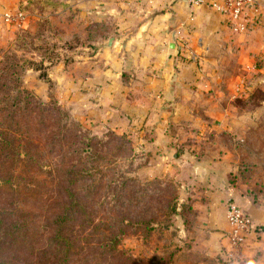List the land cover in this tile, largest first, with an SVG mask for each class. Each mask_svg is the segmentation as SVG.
<instances>
[{
  "label": "crops",
  "instance_id": "crops-1",
  "mask_svg": "<svg viewBox=\"0 0 264 264\" xmlns=\"http://www.w3.org/2000/svg\"><path fill=\"white\" fill-rule=\"evenodd\" d=\"M256 1L237 34L191 0H80V14L109 23L110 34L91 55L56 68L62 98L81 120L129 135L151 166L186 181L211 257L227 245L229 203L252 221L243 258L264 253V210L238 176L243 156L255 155L252 142L264 140V0Z\"/></svg>",
  "mask_w": 264,
  "mask_h": 264
},
{
  "label": "trees",
  "instance_id": "trees-1",
  "mask_svg": "<svg viewBox=\"0 0 264 264\" xmlns=\"http://www.w3.org/2000/svg\"><path fill=\"white\" fill-rule=\"evenodd\" d=\"M38 1L25 0L18 10L28 14L32 6L40 3ZM20 32L27 34L26 30ZM21 62L26 68L28 61ZM18 105L24 109L29 107L27 100H21ZM56 106L59 108L58 103ZM67 114L63 110V117ZM41 127V132L45 133L42 124ZM60 127L62 131L50 140L47 153L39 155L31 152H35L43 141L35 138V143L29 139L34 138L31 127L16 128L24 131L14 136L0 124V264H134L130 256L117 251L120 238L129 230L149 236L160 230L165 232L172 226H166L163 218L157 221V216L165 217L166 213L146 216L148 212L143 202L138 214L119 206L121 217L106 215L113 208L117 211L115 206L129 194L132 183L139 184L129 168L111 171L116 163L115 156L123 151L121 146L111 144L115 140L125 143L128 157L132 156L130 163L138 155L136 150L141 151L147 165L150 154L143 146L133 147V139L128 135L115 136L107 131L98 136L69 118ZM25 137L28 139L21 143ZM256 157V154H250L247 158ZM50 158L56 159L54 164ZM245 164L238 174L241 180L248 179L247 175L253 178L256 170V163ZM29 173L31 176L47 175L50 184L40 182L36 177H26ZM104 177H108L104 190L108 199L100 201L103 191L99 186L100 178ZM171 179L175 182L171 212L186 229L197 231L196 220L201 211L197 199L192 198L177 176ZM249 190L247 188L246 192L255 204ZM145 193L143 189L142 198ZM118 195L122 196L118 198ZM27 205L34 210L25 211ZM170 236L177 237L176 234Z\"/></svg>",
  "mask_w": 264,
  "mask_h": 264
},
{
  "label": "rangeland",
  "instance_id": "rangeland-1",
  "mask_svg": "<svg viewBox=\"0 0 264 264\" xmlns=\"http://www.w3.org/2000/svg\"><path fill=\"white\" fill-rule=\"evenodd\" d=\"M21 1L25 2V0ZM78 1L80 0H40L38 5L30 8L28 14L23 12L27 20L25 27L20 29L8 27L1 21V14L5 11L18 10L14 6L15 0H0V124L2 123L3 127L7 131H11L14 136L24 131H17L16 128L21 130L25 126L31 127L34 138L29 139L35 143L36 139L43 141L35 152H31L33 154L44 155L47 153L50 140L59 135L62 131L60 126L67 118L71 122L83 125L98 136L105 133L96 131L93 124L90 127L87 120H81L77 110L78 105L74 106V104H67L64 101L56 81L58 76L56 73H61L56 72L57 67H60V71H62V66H68L69 63L74 62L78 55H91L94 50L103 47L101 39H106L110 34L109 23L94 22L91 17L87 18L80 14L75 8ZM101 1L106 2L105 0ZM20 30H26L27 34H22ZM23 60L28 61L26 64L28 68L22 66L21 61ZM1 84L3 85L1 86ZM259 98L261 95L256 96L255 105ZM21 100H27L29 107L24 109L22 105L19 106L18 103ZM63 110L68 113L66 117H63ZM41 124L47 133L41 132ZM108 131L114 133L115 136L127 135H120L112 130ZM261 133L264 134V130ZM26 139L28 137L21 139V143ZM120 143L122 142L115 140L111 144L113 147L121 146L123 149L120 154L115 156L114 162L116 163L111 171L114 169L126 171L129 168L139 184L132 183L128 189L129 194L121 198L123 205L119 200L115 207L123 206L128 212H131L132 209L134 213L138 214L141 208L140 204L143 202L148 212L146 216L166 213L165 217L157 216V221H161L163 218L166 221L165 225L172 227L168 230L165 229V232L161 230L159 233L153 232L149 236H144L136 230H129L126 235L120 238L117 251L130 256L134 264H264V253L262 254L263 251L260 250L257 251L258 254L253 259H244L241 256L236 261L228 262L220 254L217 257H211L208 254L210 249L202 233L189 227L186 229L181 225L180 219L171 212L175 196V182L171 178L176 175L157 165L151 166V158H148L150 161L148 165L144 164L142 153L139 150H136L138 155L130 163L132 156L128 157V146L126 147L125 143ZM131 144L135 148L143 146L137 140H132ZM252 144L256 146L253 152L257 157L243 156L242 159L246 164L256 163V170L253 173V178L247 175L251 182L248 183V179L241 181L246 190L250 189L249 194L254 197L255 204L264 210V140L255 141ZM27 148L30 149L29 146ZM55 160L50 158L51 164H54ZM25 176L36 177L40 182L44 181L45 184H50L49 178L45 174L31 176L29 173ZM178 178L182 182V178ZM107 180L108 177L100 178L99 186L103 190L100 194V201L108 199L107 195H104ZM185 184H187L186 181ZM260 186L261 188H259ZM143 189L146 193L142 198ZM120 196L122 195H118V198ZM24 210L32 212L34 209L27 205L24 206ZM106 215L121 217L122 209L117 208L116 211L113 208ZM198 220L199 217L196 220L199 224ZM171 234H176L177 237L170 236L169 238ZM175 248L178 251L175 252Z\"/></svg>",
  "mask_w": 264,
  "mask_h": 264
},
{
  "label": "built area",
  "instance_id": "built-area-1",
  "mask_svg": "<svg viewBox=\"0 0 264 264\" xmlns=\"http://www.w3.org/2000/svg\"><path fill=\"white\" fill-rule=\"evenodd\" d=\"M107 2L113 0H105ZM256 0H222L221 2L208 0H191L192 5H208L218 13L231 27L232 31L242 34L247 31L248 23L246 14L248 9L256 5ZM26 16L20 10L5 11L1 14V21L8 27L23 29ZM226 222L229 226L227 232V245L222 252L225 261H236L242 256V248L252 228L251 218L234 203H229L226 209Z\"/></svg>",
  "mask_w": 264,
  "mask_h": 264
}]
</instances>
